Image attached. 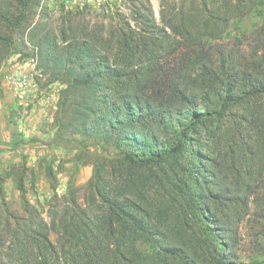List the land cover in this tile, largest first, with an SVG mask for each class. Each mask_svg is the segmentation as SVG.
Segmentation results:
<instances>
[{
	"label": "trees",
	"instance_id": "1",
	"mask_svg": "<svg viewBox=\"0 0 264 264\" xmlns=\"http://www.w3.org/2000/svg\"><path fill=\"white\" fill-rule=\"evenodd\" d=\"M14 2V9L0 10V23L12 32L37 0ZM237 2L243 9L262 0ZM221 4L176 9L163 2L156 20L147 2L132 10L134 25L123 16L102 35V26L86 24L81 39L71 24L62 26L63 40H70L63 53L57 37L40 36V57L67 83L62 110L72 111L65 128L76 122L71 133L86 142L95 136L87 118L109 108L104 142L90 144L107 152L111 143L118 152L109 159V177L104 162L94 168L84 204L69 189L50 223L25 202L31 218L4 227L0 264H242L234 246L245 220L264 245V25L250 36L233 35L229 46L228 28L240 16L228 1ZM79 91L85 95L72 104ZM198 102L209 105L199 109ZM176 114L183 115L171 124ZM153 120L171 134L140 140ZM17 188L23 195L22 175Z\"/></svg>",
	"mask_w": 264,
	"mask_h": 264
},
{
	"label": "rangeland",
	"instance_id": "2",
	"mask_svg": "<svg viewBox=\"0 0 264 264\" xmlns=\"http://www.w3.org/2000/svg\"><path fill=\"white\" fill-rule=\"evenodd\" d=\"M208 1L219 5H226L221 3L228 1L227 8L230 7L240 16L237 17V22L231 21L228 28L230 35L226 40L230 42L229 46H232L233 35L250 36V31L258 32L264 25V0L253 8L245 6L243 9L236 8L239 4L237 0ZM147 2L158 20L163 2L176 9L182 5L196 9V5L200 6L201 2L205 3L206 0H69L66 3L65 0H37V3L27 10L28 18L22 22L21 28L12 32L10 26L0 23L1 238H7L4 230L7 224H10L11 229L14 228L16 220L31 218L30 208L25 209V202H29L37 217L42 218L47 224L50 223L55 211H62L64 205L62 202H67L66 199L71 197L69 189L74 191L77 203L83 205L86 185L93 175L94 168L99 161L104 162L101 172L109 177L112 167L110 166L112 162L108 163L109 159L113 161V155L118 152L111 143L105 145L107 152H102L90 144V139L104 142L103 138L108 134L105 127L106 118L112 115L109 108H103L102 111L87 118L85 123L89 130H93L95 136L91 138L88 136L86 142H83L84 135L81 133L76 130L71 133L79 128L76 122L65 128L64 122L68 121V114L72 111L68 107L66 113L62 110L63 93L67 83L56 78L55 73H52L53 64L48 66L40 57L38 39L45 33H48L50 39L57 37L56 48L63 53L70 40H63L59 31L62 26L71 24V27L76 29L75 35L78 39L82 38L84 30L81 29H84L86 24L89 30L96 25L102 26V35H106L111 30L110 27H116L120 23L123 16L134 25L132 10L143 7ZM14 3V0H0V10L7 7L12 9ZM68 12L69 21L63 22L62 19ZM36 28L38 31L34 37ZM7 37H11L9 49L3 44L7 42ZM92 37L96 38L95 35ZM93 41L97 44V39ZM247 48L246 44L241 45L240 52L245 50L246 53ZM27 58H33L35 63L31 71L33 84L29 96L19 99L14 95L5 75ZM63 67L57 65L58 70L64 71ZM74 67L75 71L79 70L76 65ZM84 95L85 91L73 92L70 101L77 104L76 101L81 102ZM197 105L199 109H205L209 103L198 102ZM118 115L123 116V113L118 112ZM182 115H172L171 124H176ZM153 121H150L148 130L142 129L140 134H137L140 140L146 137L151 140L156 137L158 141H164L171 134L170 129L162 128V124L157 120ZM62 124L64 128L60 131ZM105 155L108 158L106 162L103 159ZM20 175L23 176L25 187L23 195L17 188ZM254 227L252 221L245 220L239 228V239L234 246V253L242 264H252L256 258H264V245L260 237L256 236L257 229ZM50 238L54 240L56 234L51 233Z\"/></svg>",
	"mask_w": 264,
	"mask_h": 264
},
{
	"label": "built area",
	"instance_id": "3",
	"mask_svg": "<svg viewBox=\"0 0 264 264\" xmlns=\"http://www.w3.org/2000/svg\"><path fill=\"white\" fill-rule=\"evenodd\" d=\"M21 64H16L11 68L8 74L5 75L7 83L11 86L14 95L19 99H25L29 96L31 86V71L34 67V59L27 58Z\"/></svg>",
	"mask_w": 264,
	"mask_h": 264
},
{
	"label": "crops",
	"instance_id": "4",
	"mask_svg": "<svg viewBox=\"0 0 264 264\" xmlns=\"http://www.w3.org/2000/svg\"><path fill=\"white\" fill-rule=\"evenodd\" d=\"M67 1H69V0H65V3H66Z\"/></svg>",
	"mask_w": 264,
	"mask_h": 264
}]
</instances>
